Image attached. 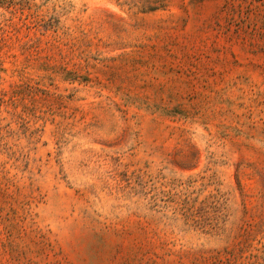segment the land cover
Returning <instances> with one entry per match:
<instances>
[{
	"label": "rangeland",
	"instance_id": "1",
	"mask_svg": "<svg viewBox=\"0 0 264 264\" xmlns=\"http://www.w3.org/2000/svg\"><path fill=\"white\" fill-rule=\"evenodd\" d=\"M0 2V264H264V0Z\"/></svg>",
	"mask_w": 264,
	"mask_h": 264
},
{
	"label": "trees",
	"instance_id": "2",
	"mask_svg": "<svg viewBox=\"0 0 264 264\" xmlns=\"http://www.w3.org/2000/svg\"><path fill=\"white\" fill-rule=\"evenodd\" d=\"M0 3H2V2H0ZM0 6H1V4H0ZM1 29V28H0ZM216 229V224H214V230Z\"/></svg>",
	"mask_w": 264,
	"mask_h": 264
}]
</instances>
